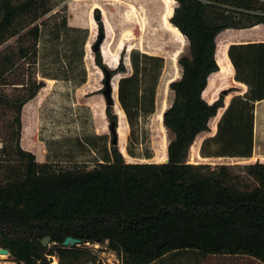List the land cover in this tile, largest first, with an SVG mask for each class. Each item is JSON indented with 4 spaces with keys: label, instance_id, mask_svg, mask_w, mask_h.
<instances>
[{
    "label": "trees",
    "instance_id": "1",
    "mask_svg": "<svg viewBox=\"0 0 264 264\" xmlns=\"http://www.w3.org/2000/svg\"><path fill=\"white\" fill-rule=\"evenodd\" d=\"M174 1L170 22L187 39L189 51L178 59L182 74L169 84L174 100L163 114V126L173 135L167 162L127 163L117 145L96 157V142L104 137L95 135L77 141L93 159L67 169L49 160L38 163L21 147L22 112L47 80L86 84L89 29L69 25L66 13H52V0H0V121L7 119L4 126L0 122V247L9 250L10 261L53 264L48 257L56 256L57 264H102L89 249L62 246L73 237L82 244L108 242L121 264H156L190 254L247 256L264 264V163L213 166L188 160L222 109L215 135L201 144V158H253L256 103L264 101V43L229 48L235 80L248 87L243 96L226 107L229 95L221 92L209 103L204 93L211 75L220 71L218 37L228 29L264 25V0ZM98 25L102 34V21ZM49 42L55 75L40 70ZM126 57L124 49L111 69L100 51L94 53L104 80L122 75L117 98L132 130L129 156L151 159L150 151L139 155L132 146L143 144L140 125L157 112L166 62L132 50L128 72ZM106 116L114 136L118 115L107 106ZM47 237L51 249L42 244Z\"/></svg>",
    "mask_w": 264,
    "mask_h": 264
},
{
    "label": "rangeland",
    "instance_id": "2",
    "mask_svg": "<svg viewBox=\"0 0 264 264\" xmlns=\"http://www.w3.org/2000/svg\"><path fill=\"white\" fill-rule=\"evenodd\" d=\"M128 6L133 7L137 11L141 24L138 17H135L134 11ZM177 6L178 4L174 0H52V13H66L69 25L89 29V38L85 45L84 59V65L87 71V82L80 87H76V85L64 81H47L46 87L39 93L35 100L24 107L22 112L23 130L21 147L34 154L38 163H46L49 160L53 163H59L57 165L58 167L72 169L75 163H89L93 159V156H88L87 154L89 151L88 147L82 148L77 145L79 139L86 136L94 137L95 135L104 137L102 140H97L96 142L100 150L92 154L96 155V157L103 155L102 151H104L105 147L110 149L114 145V136L109 128V122L106 116V99L102 91L105 88L103 81L104 73L96 65L94 59V46L99 42L101 35H103L104 41L101 45L102 51L100 52L103 57V62L111 69H115L118 66L120 55L124 49L127 55L125 61L128 72H132L129 59L132 50H140L143 53L161 56L165 59L166 66L159 87L157 112L147 123H141L140 125L142 129L140 131V141H143V144L132 146V149L139 155H146L147 151H150L153 156L151 159H145L144 157L132 158L128 154L127 150L130 145L129 137L132 130L127 122L126 116H123L124 112L121 110L117 98L118 82L122 78V75L112 79L116 106H111L119 118L116 137L118 140V148L123 153L126 162L163 163L162 161L166 157L167 146L173 137L165 126H163V114L174 100V93L170 90L169 84L181 77L182 70L178 64V59L181 55L188 54L189 51L187 39L185 38L184 40L170 22L173 16H171V12H174L173 10ZM98 18L103 23L102 34L100 33ZM13 41L11 40L9 43ZM224 42V35L219 36L217 60L220 63L224 62L225 53L228 57ZM44 47L43 55H46L48 58L46 59L45 66H41L40 70L44 67L55 75L58 73V70L56 65L54 66V58L51 57L54 44L52 42L45 43ZM220 75L224 76L221 73ZM230 80L227 81L228 84ZM216 81L217 79L213 80L210 86L211 89L209 88L206 91L205 97L208 98L209 94L215 91ZM232 83L226 87H231ZM262 119L264 118L262 117ZM218 120L219 118L211 121V131L200 135L190 150V154H195L197 164L205 163L215 166L264 161V155L260 154L257 155L258 159L256 157L252 161L201 158L199 148L206 138L213 136ZM6 121V118H2L0 121L1 125L4 126ZM261 124L260 127L263 132L261 133L264 136V122ZM262 149L264 150V147ZM83 154L87 156H83ZM69 157H73L74 160L69 162ZM188 160L190 162V155ZM87 167L92 168L93 163L87 165ZM53 245L49 241L47 248L51 249ZM94 245L90 243L91 248H87L86 244H81L78 247L91 250L98 255L100 262L103 261L105 264H121V259L108 247V242L104 244L99 243L98 247ZM55 262L58 263V258ZM0 264L16 263L10 261L7 256L4 259L0 258ZM156 264L261 263L247 256L212 255L199 258L194 254H190L188 257L168 256L166 260L157 262Z\"/></svg>",
    "mask_w": 264,
    "mask_h": 264
},
{
    "label": "crops",
    "instance_id": "3",
    "mask_svg": "<svg viewBox=\"0 0 264 264\" xmlns=\"http://www.w3.org/2000/svg\"><path fill=\"white\" fill-rule=\"evenodd\" d=\"M221 35H224V40H225L224 46H226L227 52H229V48L231 47V45H240V44H249V43H264V25H258V26H255L253 28H250V29H242V30L228 29V30H225L224 32H222L220 34V36ZM218 47H219V45H218ZM228 57H229V55H228ZM229 63H230L231 68H232V77L231 78H227L226 76H221L220 75L221 70L218 73L211 75V77L209 79L210 84L208 87L211 86V83L213 82V80L217 79V81L215 82V84H216L215 85V91L213 93H210L208 98L205 97L206 91L204 93V98L209 103L215 102L219 98L220 89L222 88L220 93L224 89H228L226 86H228L231 82H233V83L231 84V87H229V88L235 89V91H233L228 96L227 100L225 99L226 107L230 104V100H232V98L234 96H239V95L243 96L248 91V87L245 84L237 82L235 80V70H234V67H233L230 59H229ZM229 79H231V80L228 84L227 81ZM221 84H223V85H221ZM214 93H215V95L213 96ZM231 96H232V98H231ZM207 99H209V100H207ZM224 110L225 109L220 110L219 115L212 120H216L217 118L220 119ZM262 117L264 118V101L256 103L255 129H254V132H255L254 155H253V158L248 159L247 161H252L253 159H256L257 155H259V154L264 155V150L262 149L264 147V136L262 135L263 132L261 131V127H260L262 125L261 123L264 122V119H262ZM211 121H210V123H211ZM216 131H217V126H216ZM216 131H215V133H216ZM263 131H264V129H263ZM215 133L213 134V136L215 135ZM200 148H199V151H200ZM257 159H258V157H257ZM255 162H257V161H255ZM260 162L264 163V161H260Z\"/></svg>",
    "mask_w": 264,
    "mask_h": 264
},
{
    "label": "water",
    "instance_id": "4",
    "mask_svg": "<svg viewBox=\"0 0 264 264\" xmlns=\"http://www.w3.org/2000/svg\"><path fill=\"white\" fill-rule=\"evenodd\" d=\"M99 20V18H98ZM104 41V36L101 35V38L99 40V42L94 46V51L98 52V51H102V43ZM220 66V65H219ZM220 70H221V66H220ZM112 79L109 75L106 76L105 80H104V84H105V88L102 90L103 91V95L106 99V104L107 106H112L115 107L116 106V101H115V97H114V87L112 85ZM176 81V80H175ZM173 82V81H172ZM229 89L232 88H228V89H224L222 92L224 93L225 96L230 95L232 92H229ZM114 145L118 146V140L116 135H114ZM51 241L50 237H47L45 239H43L42 244L44 247H47L48 242ZM82 244V241L73 237H67L64 242L62 243V246L65 248L68 247H74V246H79ZM0 255H5L8 256L10 255V252L8 249L6 248H1L0 247Z\"/></svg>",
    "mask_w": 264,
    "mask_h": 264
},
{
    "label": "bare ground",
    "instance_id": "5",
    "mask_svg": "<svg viewBox=\"0 0 264 264\" xmlns=\"http://www.w3.org/2000/svg\"><path fill=\"white\" fill-rule=\"evenodd\" d=\"M129 8H131L133 11H134V13H135V17L137 16L138 17V20L140 21V24H141V20H140V16H139V14L137 13V11L133 8V7H131V6H128ZM174 11V10H173ZM133 13V14H134ZM132 14V13H131ZM173 15V12H171V16ZM133 17V16H132ZM135 19V18H134ZM136 20V19H135ZM218 63H219V65L221 66V74H223L224 76H226L227 78H231L232 77V68H231V65H230V63H229V60H228V57H227V54L225 53L224 54V62L222 63H220L219 61H218ZM48 82H54L53 80H47ZM213 86V85H212ZM209 88L210 87H208L207 89H206V91H208L209 90ZM211 89V88H210ZM123 116H125L124 114H123ZM193 147V146H192ZM163 163H166L167 162V159H166V157L163 159V161H162ZM161 163V162H160ZM189 163H191V164H197V161H196V159H195V154H193V153H191L190 154V162ZM7 256H5V255H0V258L1 259H4V258H6Z\"/></svg>",
    "mask_w": 264,
    "mask_h": 264
},
{
    "label": "built area",
    "instance_id": "6",
    "mask_svg": "<svg viewBox=\"0 0 264 264\" xmlns=\"http://www.w3.org/2000/svg\"><path fill=\"white\" fill-rule=\"evenodd\" d=\"M85 244H86L87 248H91V247H90V243H85ZM98 244H99V243H98ZM98 244H95L94 246H95V247H98ZM51 259L54 260V262H52L53 264H57V263L55 262L56 259H57V257H55V256H50V257H49V260H51ZM101 262H102L103 264H105L103 261H101Z\"/></svg>",
    "mask_w": 264,
    "mask_h": 264
}]
</instances>
